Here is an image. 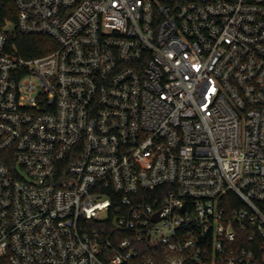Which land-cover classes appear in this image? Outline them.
<instances>
[{
    "label": "built area",
    "instance_id": "built-area-1",
    "mask_svg": "<svg viewBox=\"0 0 264 264\" xmlns=\"http://www.w3.org/2000/svg\"><path fill=\"white\" fill-rule=\"evenodd\" d=\"M13 1L0 264H264V0Z\"/></svg>",
    "mask_w": 264,
    "mask_h": 264
},
{
    "label": "trees",
    "instance_id": "trees-1",
    "mask_svg": "<svg viewBox=\"0 0 264 264\" xmlns=\"http://www.w3.org/2000/svg\"><path fill=\"white\" fill-rule=\"evenodd\" d=\"M17 8L13 0H0V23L6 20L15 23ZM57 43L46 35L23 34L15 29L10 35L9 50L26 59L50 53L56 48ZM91 225L101 227V221L90 222ZM157 264H167L163 257V250L152 252Z\"/></svg>",
    "mask_w": 264,
    "mask_h": 264
},
{
    "label": "rangeland",
    "instance_id": "rangeland-1",
    "mask_svg": "<svg viewBox=\"0 0 264 264\" xmlns=\"http://www.w3.org/2000/svg\"><path fill=\"white\" fill-rule=\"evenodd\" d=\"M36 83L39 85V81L38 80H36Z\"/></svg>",
    "mask_w": 264,
    "mask_h": 264
}]
</instances>
